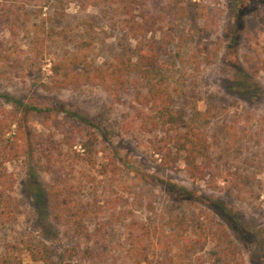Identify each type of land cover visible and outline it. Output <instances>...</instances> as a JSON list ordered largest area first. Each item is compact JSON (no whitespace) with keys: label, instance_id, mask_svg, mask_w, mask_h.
I'll return each instance as SVG.
<instances>
[{"label":"rangeland","instance_id":"374dc122","mask_svg":"<svg viewBox=\"0 0 264 264\" xmlns=\"http://www.w3.org/2000/svg\"><path fill=\"white\" fill-rule=\"evenodd\" d=\"M128 20L153 24L172 108L209 142L201 179L174 150L165 165L156 146L173 131L144 128L134 74L122 84L107 69L109 88L41 86L62 75L61 55L70 71L118 64L127 49L134 61ZM1 110L20 147L0 179L9 264H41L28 254L40 245L57 264H264V0H0ZM90 136L92 165L78 156ZM53 185L83 211L56 219Z\"/></svg>","mask_w":264,"mask_h":264},{"label":"trees","instance_id":"16d2710c","mask_svg":"<svg viewBox=\"0 0 264 264\" xmlns=\"http://www.w3.org/2000/svg\"><path fill=\"white\" fill-rule=\"evenodd\" d=\"M126 32L128 37L137 40L135 47L136 57L131 60V53L128 49L124 53L126 57L119 59L118 64H107L106 68L98 66L94 69L86 67L73 68L72 71L65 66L67 57L61 55L57 60L53 61L52 69L56 73L63 72L60 77L55 79L51 85H41L46 89L57 88H72L76 89L83 84L99 82L106 88H109L108 78L105 76L107 69H110V75L120 79V82L129 80L134 74L138 82L143 83L144 92L142 93V107L147 105L150 113L143 116L144 128L163 127L166 130L173 131L168 140L158 142L156 150L166 158L165 165L170 166V161L173 159L172 150L176 155L181 156V159L186 167L188 176L192 179H201L204 176V163L202 161L207 157L209 142L202 131L196 128L185 118V114L180 111H174L172 108L171 93L167 92V87L164 85L163 79L159 70L162 67L158 55V46L153 41V33L155 31L153 24L148 20H128L126 21ZM149 35V38L147 36ZM38 34L32 39L33 56L42 53L39 47ZM34 56V58H35ZM37 58V57H36ZM32 62L30 63V65ZM40 62L38 61V68ZM90 66V65H89ZM91 67V66H90ZM69 70V71H68ZM120 83V84H121ZM6 101H9L8 94L2 95ZM21 105V103H19ZM32 112H43L45 109L38 108L33 105H24ZM148 106V105H147ZM187 120V122H186ZM14 114L11 111H0V179H3L6 174L4 164L15 160L20 155V147L16 145L9 137H5V133L10 130L11 125L15 122ZM146 121L149 122L146 123ZM192 121V119H190ZM96 138L90 136L86 140L80 141L82 148L78 152L79 160L87 164L95 162L96 148L94 145ZM164 158V160H165ZM67 195L63 194V189L59 185H53L50 188L51 209L53 216L56 219L60 218L61 211L74 215L75 212H82V208H78L73 200V191L71 187ZM60 195H62L60 197ZM74 201V202H73ZM71 202H73L71 204ZM11 211L4 199L3 190L0 188V219L2 222L9 221ZM62 218V217H61ZM200 244L199 248L204 246V242L193 240L188 243L189 248H194L195 244ZM28 254L32 261L40 262L41 264H57L52 250L47 245H40L36 248L30 247ZM0 264H9L7 257L0 256Z\"/></svg>","mask_w":264,"mask_h":264}]
</instances>
